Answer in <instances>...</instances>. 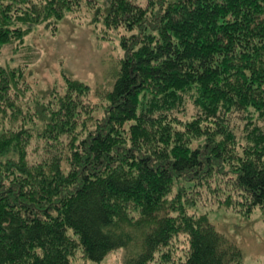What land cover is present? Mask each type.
<instances>
[{
    "label": "trees",
    "instance_id": "16d2710c",
    "mask_svg": "<svg viewBox=\"0 0 264 264\" xmlns=\"http://www.w3.org/2000/svg\"><path fill=\"white\" fill-rule=\"evenodd\" d=\"M83 11L131 32L101 118L87 83L36 97L0 64V264H152L182 235L179 264H242L184 195L217 176L264 209V0H0V49Z\"/></svg>",
    "mask_w": 264,
    "mask_h": 264
},
{
    "label": "rangeland",
    "instance_id": "374dc122",
    "mask_svg": "<svg viewBox=\"0 0 264 264\" xmlns=\"http://www.w3.org/2000/svg\"><path fill=\"white\" fill-rule=\"evenodd\" d=\"M92 18L89 12L83 11L68 14L56 28L42 24L23 42L1 48L0 64L23 66L25 79L33 86L36 97L55 85H64L63 74L87 83L96 109L94 119L101 118L106 103L104 97L115 83L125 53L122 40L131 32L123 28L106 29L101 25L97 28ZM191 99L189 96L188 103ZM199 145V141L192 144L193 147ZM186 188L185 198L192 199L188 208L190 214L207 216L215 229L240 249L242 264H264L263 208L257 206L251 213L241 212L246 204L240 206L238 194H229L230 188L223 181L219 182L217 176L209 183L186 185ZM176 192L177 187L173 195ZM234 205L240 207L234 208ZM187 250L188 240L182 235L161 252L165 257L158 255L152 264H171L172 261L179 264ZM124 255V249H116L103 261L94 262L78 251L72 264H123Z\"/></svg>",
    "mask_w": 264,
    "mask_h": 264
}]
</instances>
